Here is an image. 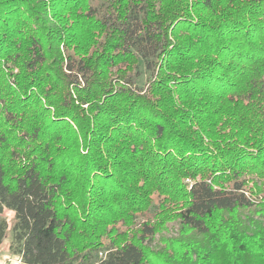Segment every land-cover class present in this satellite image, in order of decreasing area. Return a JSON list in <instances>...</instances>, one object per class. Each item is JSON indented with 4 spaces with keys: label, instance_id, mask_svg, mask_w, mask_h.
<instances>
[{
    "label": "trees",
    "instance_id": "trees-1",
    "mask_svg": "<svg viewBox=\"0 0 264 264\" xmlns=\"http://www.w3.org/2000/svg\"><path fill=\"white\" fill-rule=\"evenodd\" d=\"M6 210L22 264H264V0H0Z\"/></svg>",
    "mask_w": 264,
    "mask_h": 264
},
{
    "label": "rangeland",
    "instance_id": "rangeland-1",
    "mask_svg": "<svg viewBox=\"0 0 264 264\" xmlns=\"http://www.w3.org/2000/svg\"><path fill=\"white\" fill-rule=\"evenodd\" d=\"M139 76L136 80V86L138 88H144L146 86L147 80L149 78V72L145 69L143 63H140L138 67ZM2 218L5 219L6 223L8 224V232L3 243L0 245V264H22L20 258L11 253L9 249L10 241H11V234H10V226L13 219V213L10 211H4L2 214ZM175 223H169L166 226V232L161 231L158 235L161 236H169L175 230Z\"/></svg>",
    "mask_w": 264,
    "mask_h": 264
}]
</instances>
